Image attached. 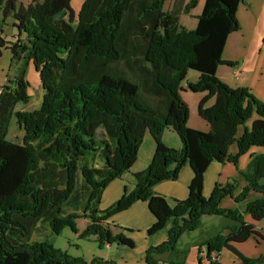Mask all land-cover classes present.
Returning a JSON list of instances; mask_svg holds the SVG:
<instances>
[{"label": "trees", "instance_id": "1", "mask_svg": "<svg viewBox=\"0 0 264 264\" xmlns=\"http://www.w3.org/2000/svg\"><path fill=\"white\" fill-rule=\"evenodd\" d=\"M198 1L173 0L166 8L167 0H85L76 17L71 0H0V31L12 21L18 34L10 45L0 36V56L7 47L12 70L0 87V264H119L100 257L89 263L31 237L43 221L56 234L70 227L80 238L95 237L100 247L133 248L134 240L108 219L136 201L147 202L155 216L149 235L170 223L167 239L147 248L146 264H185L188 249L179 248V240L201 227L205 215L232 222L207 239L208 256L227 249L239 259L229 264H264V255L248 257L234 245L264 237L244 217L264 218V152L252 153L241 171L246 185L218 182L210 196L203 194L212 161L237 164L252 147L264 149V102L217 76L220 65L233 64L222 55L240 28L237 10L245 0H205L189 29L180 17ZM31 62L40 73L42 100L20 109L32 99ZM190 70L199 73L187 87L205 94L197 109L208 131L188 125L181 91ZM167 128L176 131L181 148L163 141ZM147 131L155 143L150 163L133 174L131 191L100 209L107 185L137 161ZM234 143L238 151L231 154ZM185 164L194 173L188 196L170 205L155 186L178 179ZM249 192L259 196L244 210L221 205L225 197L243 201ZM79 218L90 220L80 232Z\"/></svg>", "mask_w": 264, "mask_h": 264}, {"label": "crops", "instance_id": "2", "mask_svg": "<svg viewBox=\"0 0 264 264\" xmlns=\"http://www.w3.org/2000/svg\"><path fill=\"white\" fill-rule=\"evenodd\" d=\"M18 1L23 5H27L31 2V0ZM84 1L85 0H71V7L75 12L76 17L78 16ZM204 3L205 0H199L194 11H191L187 14L192 17L191 20H182V16L185 14H181L180 23L184 26L185 23L190 24V26L194 24L195 26L197 24L196 16H198L202 12ZM237 18L240 24V28L229 35L222 55L224 60L231 61L233 62V64L220 65L217 69V76L219 79H221L231 87L248 88L254 96L264 102V0H245V3H241L238 7ZM192 19H194V22ZM11 22L12 21H10L9 24H12ZM0 36L10 45L9 42L15 41L18 34L14 27L11 25L9 26V28L3 27L0 31ZM6 53L8 57V63L6 64L5 68L0 64V87L5 84L8 74L12 72V70L10 69L11 53L9 49H7V47L3 48L0 59H2V57H4ZM32 75H35V78H37L38 80L36 88H33V85L30 82ZM193 77L195 78H186V84L182 85L184 88L182 91L183 94L181 93L182 98L189 105L190 114L188 125L190 127L197 128L203 131H208L210 129L208 122L203 120L202 118H197L194 114V110L205 94H199L196 99L192 96L194 94H191L189 92L190 90L187 87V82L195 81L199 77V73L194 74ZM27 78L30 82L28 91L32 99L27 106H19L20 109H32L38 107L42 100L43 90L40 75L32 62L30 63L28 69ZM38 88L39 90H37ZM32 89L37 90V95L40 98L37 106H35L36 103H34L33 101L34 99L32 95ZM213 103L214 98H212L208 102V106L212 105ZM255 117L256 116H254V118ZM191 120L193 123H191ZM252 121L253 118L248 120L246 126H250ZM243 131L244 126H240L238 135L240 136ZM163 141L167 145L175 148L182 147L181 140H178L175 136H171L169 132H166V134L164 132ZM154 149L155 145L150 144L149 149L146 150L143 163L136 168L135 172L141 171L148 166L152 159ZM237 151V145H233L229 150L231 154H235ZM257 152H264V149L252 147L248 152L240 156L238 167L235 166L233 162L221 163L218 161H212L205 171L203 194L206 197L210 196L216 183L227 181L230 178H238L241 187L246 185L244 177L240 175V169H245L252 153ZM193 176L194 173L191 166L189 164H185L179 172L178 179L167 180L158 183L155 186V192L157 194L165 196L169 204L173 205L175 203V199H185L188 196V187ZM133 188L134 183L130 176H122L121 178L114 179L107 185V187L103 191L100 202V209L108 208L111 204L118 200L125 191H131ZM258 196V193L251 192L245 200L241 201V203L238 204V206H236L231 197H227L223 200L224 203H222V205L223 207L227 208H239L240 210H244L246 203ZM244 217L248 223L255 224V229L264 236V219L255 221L249 214L246 213L244 214ZM154 221L155 216L151 213L148 207V203L145 201H136L126 210H123L111 216L108 219V222L121 227L122 231L134 240L135 246L133 248H129L127 246L117 245V247L115 248L116 250L114 251V255H111L112 249L115 244H106L103 247L108 250L105 258L114 259L119 264H146L145 252L147 248L151 245H158L162 243L168 237V228L170 226V223H168L167 226L158 233L153 235L148 234L147 230L154 223ZM211 221L215 222L216 220H203L201 227L206 228V226H209L211 224ZM231 223L232 222L230 221L228 224ZM222 230L223 227L216 226L215 223L212 224V228L207 229L205 236L203 237L202 243L204 245L198 244L199 241H196L195 239L197 235L190 234V236H188L187 232L183 234V236L179 240L178 247L181 249L190 247L192 254L196 252V260H198L200 254V256L202 257V264H211L210 258L212 260H217L223 264L236 263L239 261V259L232 252V256H230L227 261L222 260L221 255L225 249H223L219 253H212L210 254V256H208V249L206 245L207 239L211 235L216 234ZM226 232L227 231H224V233ZM234 245L240 252L248 257L256 258L264 255V237H250L246 241L235 243ZM185 264H187V262Z\"/></svg>", "mask_w": 264, "mask_h": 264}, {"label": "rangeland", "instance_id": "3", "mask_svg": "<svg viewBox=\"0 0 264 264\" xmlns=\"http://www.w3.org/2000/svg\"><path fill=\"white\" fill-rule=\"evenodd\" d=\"M172 4H173V0H167L165 7L166 8H171ZM194 9H195V7L191 11L193 12ZM191 18L192 17L189 16V15H187V14H185V15L182 16V20H191ZM1 20H2V11L0 13V21ZM192 20L194 22V19H192ZM9 26H11V24H6V23L4 24V28H9ZM195 26H194V24H192V26H190V24L185 23V27H187L189 29H192ZM7 63H8V57H7V53H6L4 55V57H2V59H0V64L2 65V67L5 68V66H6ZM188 74L189 75L187 76V79H194L195 77H193V75L194 74H198V72L195 71V70H190ZM39 75H40V73H39ZM30 82L33 85V88H36L38 80H37V78H35V75H32L31 76ZM185 84H186V81L184 80L182 82V85H185ZM37 90H39V88ZM37 90L36 89H32V95H33V99H34L33 101H34V103H36L35 106L38 105L39 99H40L38 97V95H37ZM189 92L191 94H194L192 96L194 98H196V99L199 96V94H201L199 92H193V91H189ZM181 93L183 94L182 91H181ZM197 108H198V106L194 110V114L196 115L197 118H201L199 116V114H198V109ZM191 123H193L192 120H191ZM166 132H169V134L171 136H175L178 140H180V137L178 136V134L176 133V131H174L173 129L167 128L165 130V134H166ZM150 144L155 145L154 144L153 137L151 136L150 132L147 131L145 133L144 137H143V140H142V143H141V146H140L141 148L139 147L140 148V151H139V157H138L137 161L131 166V168L127 172L124 173L123 176H130V178L132 179V181H134L133 174L136 171V168L140 164L143 163L146 150L149 149ZM233 145H237V144L234 143ZM238 163L237 164L233 163V164L238 167ZM247 166H248V164H247ZM247 166H246V168H247ZM245 169H240V175L242 177H243V175L241 174V171L242 170H245ZM233 180H236L239 183L238 178H230L227 181H233ZM225 182L226 181L220 182V183H225ZM239 187H241L240 186V183H239ZM250 193L251 192H249V194ZM225 198H227V197H225ZM223 200H222V203H224ZM233 201L235 202L236 206H238V204L241 203V201H239V202H236L235 200H233ZM222 203H221V205H222ZM246 214H248V213H246ZM203 218L204 219H202V223H203V220H216V221L215 222H212L211 221V224L209 226H206V228L205 227H199V229L195 230L194 232H188V236H190V234L197 235V237L195 239H196V241H199L198 244H203L202 243V240H203V237L205 236L206 230L212 228V224L215 223L216 226H221V227L224 228V226L227 225L230 222L224 216H221V215H205ZM89 222H90V220L87 219V218H79V219H77L76 220V227L78 228V231L79 232L80 231H83L86 228V226H87V224ZM114 230L116 232L121 231L120 228H114ZM31 240H33V241H49L56 248L61 249L62 251L67 252L69 255H71L73 257L83 258V259H85L89 263L92 261L93 257H100V258L106 259L105 258L106 257V253L108 252V250L106 248H103V247H100L99 246V243H98V241L96 240L95 237L80 238L78 236V233H75L70 227H64L60 233L56 234V233H54L50 229L48 223L47 222H43V221H39L37 227L33 231ZM116 247H117V245L115 244L114 247H113V249H112L111 255H114V251L116 250L115 249ZM185 249H188V253H187L188 256H187V259H186L187 260L186 261L187 264H198V260H196V257H195V253L196 252L194 254H192L190 247H186ZM230 256H232V253H231V251H229L227 249H225L223 251L222 255H221L223 261H227Z\"/></svg>", "mask_w": 264, "mask_h": 264}, {"label": "built area", "instance_id": "4", "mask_svg": "<svg viewBox=\"0 0 264 264\" xmlns=\"http://www.w3.org/2000/svg\"><path fill=\"white\" fill-rule=\"evenodd\" d=\"M0 92H1V88H0Z\"/></svg>", "mask_w": 264, "mask_h": 264}]
</instances>
